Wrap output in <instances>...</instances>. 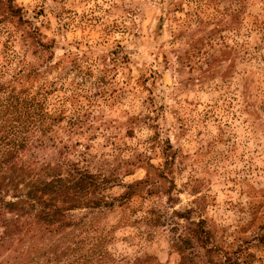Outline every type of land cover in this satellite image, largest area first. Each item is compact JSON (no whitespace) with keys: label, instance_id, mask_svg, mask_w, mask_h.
Instances as JSON below:
<instances>
[{"label":"rangeland","instance_id":"1","mask_svg":"<svg viewBox=\"0 0 264 264\" xmlns=\"http://www.w3.org/2000/svg\"><path fill=\"white\" fill-rule=\"evenodd\" d=\"M224 18L232 19L231 26L217 22ZM200 21L209 22L199 33L206 42L189 65L182 64L185 32ZM210 54L215 59L206 67ZM22 65L49 84L54 107L60 103L65 115H81L85 138L74 136L80 144L72 153L92 144L88 171L106 157L110 142L147 156L155 170L146 175L147 165L138 166L119 182L146 178L155 194L149 201L166 208L180 235H192L200 223L215 248L213 263L264 264V0H0V74L7 79ZM53 134L66 139L62 131ZM47 136L44 147L30 149L23 160L56 158ZM149 139L150 149L143 151ZM123 191L113 186L106 195ZM102 211H71L63 234L33 231L20 250L43 241V252L57 254L54 243L83 230L78 221L85 217L109 232L113 255L133 257L139 244L140 257L182 263L169 248V226L142 241L133 237L139 230L120 223V208ZM192 243L194 264H207L200 248L206 246ZM12 254L2 251L0 261L9 262Z\"/></svg>","mask_w":264,"mask_h":264},{"label":"trees","instance_id":"2","mask_svg":"<svg viewBox=\"0 0 264 264\" xmlns=\"http://www.w3.org/2000/svg\"><path fill=\"white\" fill-rule=\"evenodd\" d=\"M217 22L223 23L222 26H231L232 19L224 18ZM207 24L209 22L200 21L197 23V30H186L185 44L188 43L185 50L180 52L182 64L189 65L191 55L199 52V48L206 42L199 33L203 32V27ZM214 31L216 30L211 29L208 33L213 35ZM214 59L210 54L208 61L204 62L205 66L210 67ZM19 63L21 62L16 64ZM3 75L0 74V254L4 251L17 256L13 257L12 254L9 262L0 261V264H159L154 257H140L138 253L142 245L139 244L135 245L138 249L137 255L133 257L113 255L107 249L112 240L109 232H102L103 228L97 227L94 221H85V217L78 221L82 222L83 230L76 229L79 233L71 236L70 240L54 243L57 246L54 249H59L57 254L43 252L40 247L43 241L32 242L25 251L20 250L24 240H32L33 235L30 233L33 231L63 234V230L70 224L67 216L71 211L89 209L102 214V210L111 212L114 207L122 210L123 218L120 223L135 227V231L139 230L136 234L133 233V237L142 241L151 238L155 228L169 226V248L182 260L179 264L193 262L194 256L188 253L196 248L193 240L206 246L200 248L204 249L207 264H221L213 263L215 248L209 243L200 223L196 224L198 231H193L192 235H180V226L173 222L172 217L166 216V208L156 207L154 199L149 201L155 194L147 186L151 184L146 182V178L129 184L119 182L118 177L132 174V169L138 166L147 165L146 175L149 169L155 170L148 163L147 156H133L129 154L133 151L110 142L106 157L99 160L94 171H88L87 165L95 157L90 151L92 144L81 143V151L72 153L80 144L74 136L85 138L82 131L84 121L81 115L76 114L77 110L65 115L62 104L58 103L54 107L50 102L52 98L49 97V84L39 80L38 71L22 65L13 76L6 79ZM53 100L55 103V98ZM63 122L65 126L62 127ZM53 127L56 129L53 130ZM56 130L66 134V139H57L53 134ZM87 130L88 128L85 131ZM47 133L51 138L47 136L46 142L50 148L56 149L58 156L41 161L40 164L31 159L23 160L30 149L44 147L42 137ZM95 137L96 133L89 134L86 139ZM149 140L142 144L145 147L143 151L150 149V142L153 140ZM123 151L128 154L125 159L120 157ZM68 157L73 161L68 160ZM161 167L166 170L167 164L163 163ZM113 186H121L124 191L117 197L106 195ZM6 197L9 198L8 201L4 200ZM167 201H171L170 196ZM168 202L165 204L168 205ZM126 210L129 213L140 212V215L129 214ZM171 214L174 217L177 215L174 211ZM95 233H99L96 238L88 235ZM262 240L261 236L256 237V241ZM185 254L190 258L185 257ZM224 260L225 264H229L230 259ZM248 263L249 261L244 260L242 263L233 261L232 264Z\"/></svg>","mask_w":264,"mask_h":264}]
</instances>
